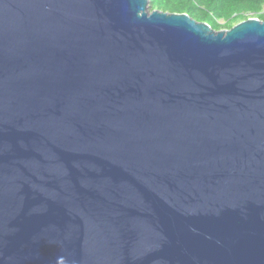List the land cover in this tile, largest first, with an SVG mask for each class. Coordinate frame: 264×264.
Listing matches in <instances>:
<instances>
[{
    "label": "water",
    "instance_id": "1",
    "mask_svg": "<svg viewBox=\"0 0 264 264\" xmlns=\"http://www.w3.org/2000/svg\"><path fill=\"white\" fill-rule=\"evenodd\" d=\"M0 264H264V20L0 0Z\"/></svg>",
    "mask_w": 264,
    "mask_h": 264
},
{
    "label": "trees",
    "instance_id": "2",
    "mask_svg": "<svg viewBox=\"0 0 264 264\" xmlns=\"http://www.w3.org/2000/svg\"><path fill=\"white\" fill-rule=\"evenodd\" d=\"M150 9L187 14L213 30H229L250 18L264 20V0H149Z\"/></svg>",
    "mask_w": 264,
    "mask_h": 264
}]
</instances>
